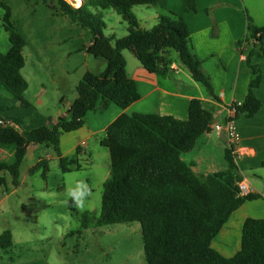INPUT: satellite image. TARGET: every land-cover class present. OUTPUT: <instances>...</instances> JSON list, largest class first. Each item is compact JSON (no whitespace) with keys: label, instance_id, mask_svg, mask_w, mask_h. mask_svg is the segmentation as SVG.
Wrapping results in <instances>:
<instances>
[{"label":"trees","instance_id":"obj_1","mask_svg":"<svg viewBox=\"0 0 264 264\" xmlns=\"http://www.w3.org/2000/svg\"><path fill=\"white\" fill-rule=\"evenodd\" d=\"M58 3L61 13L72 23L89 30L92 41L87 52L106 66L99 74L85 73L76 87L78 97L66 116L50 119L49 125L24 130L25 118L0 115V149L11 154L8 160H0V186L6 185V174L13 186H19L21 167L32 144L53 147L60 157L61 136L83 128L89 112L105 113L112 105L125 110L140 99L137 83L127 73L124 51H132L148 72L161 75L169 71L176 53L194 81L219 101L210 76L192 53L190 31L181 17L166 12L157 17L153 28L141 26L134 10L157 7L156 0H86L80 9L62 0ZM0 8L5 10L3 25L10 43L9 51L0 53V90L22 108H28L31 104L24 94L29 85L22 75L26 41L12 21L6 0H0ZM102 10H114L127 24V35L104 36L106 24L102 16L94 13ZM187 11H197L196 0H187ZM247 22L245 40L254 44L247 62L255 78L244 102L232 105L235 119L242 114L252 117L261 106L256 95L261 71L251 66V58L264 56V26H256L250 17ZM241 44L238 43L239 48ZM13 109L0 106V113ZM211 126V113L199 99L191 100L186 121L159 114L119 116L108 126L100 143L108 149L111 159L100 216L92 219L90 212L82 214L81 228L140 223L147 264H264V219H246L241 248L234 257L226 258L212 247L232 214L260 195L240 194L238 184L243 178L232 145L226 151L227 169L220 172L196 176L182 160L181 154L192 150L199 137L211 131ZM80 153L78 149L75 158L60 157L63 173L82 169ZM36 166L43 168L46 178L49 162L42 159ZM70 207L75 211L73 201ZM16 249L10 230L0 234V253L8 263L16 262Z\"/></svg>","mask_w":264,"mask_h":264},{"label":"rangeland","instance_id":"obj_2","mask_svg":"<svg viewBox=\"0 0 264 264\" xmlns=\"http://www.w3.org/2000/svg\"><path fill=\"white\" fill-rule=\"evenodd\" d=\"M6 3L13 23L26 41L22 75L29 84L24 99L31 106L22 108L18 101L0 90V106L15 108L0 115L23 117L24 130H30L62 117L67 112L68 102L78 97L76 87L85 73L99 74L106 64L88 54L91 33L63 15L58 0H6ZM143 12L134 10L142 26L153 28L154 24L145 19ZM94 13L102 16L106 24L104 36L127 35V24L114 10ZM4 15L5 10L0 8L2 54L10 49ZM174 55L178 60L177 54ZM42 88L46 89L43 95ZM88 154L89 162L81 154L82 169L71 173H63L58 160L52 159L46 178L43 168L35 165L37 160H24L22 189L10 196L8 202L12 206L24 205L28 213L25 216L20 211L16 216L0 213V226L14 230L17 249L13 255L16 262L12 264H42L43 261L49 264H147L140 223L81 228L82 214L90 212L92 219L100 216L103 185L111 171L109 151L97 140L90 141ZM53 155L56 157L53 147L40 146L37 151L40 158ZM72 201L75 211H71ZM4 262L0 264H6Z\"/></svg>","mask_w":264,"mask_h":264},{"label":"crops","instance_id":"obj_3","mask_svg":"<svg viewBox=\"0 0 264 264\" xmlns=\"http://www.w3.org/2000/svg\"><path fill=\"white\" fill-rule=\"evenodd\" d=\"M156 1L157 7H139L137 10L141 12L143 11L140 8L148 10L149 12H143L145 19H150L154 26L157 17L166 12H172L186 22L190 31L192 53L210 76L214 93L219 101L212 98L203 86L195 82L189 70L179 60H175V57L169 71L161 75L148 72L139 61L137 63L132 51H124L127 73L136 81L140 99L125 110L112 105L105 113L89 112L83 128L61 136L60 157L75 158L77 150L80 149L81 153L78 156L80 161H82L81 154H84L87 158L85 160L89 162L90 141L95 139L100 144L108 126L124 113L159 114L186 121L189 117L191 100L199 99L203 107L211 113V124L215 126L225 125L230 107L235 103L244 102L250 83L255 78L247 62V57L254 47L252 41L245 40L247 17H250L256 26L263 27L264 0H196V12L187 11V0ZM239 42L242 43L240 48ZM251 66L261 71V83L256 89L261 106L254 116L242 114L236 119V128L240 136L238 166L242 181L248 188V194H258L260 198L245 202L232 214L213 240L212 247L226 258L234 257L240 250L246 219H264V56H253ZM45 92L46 89L42 88V95ZM73 102H68L67 112ZM67 112L63 116H66ZM46 125H49V122ZM223 132L225 131L212 129L204 133L192 150L181 154L182 160L190 166L196 176H206L227 169L226 151L229 143L226 133ZM102 134L104 136L100 138ZM39 148L40 146L36 144L29 146L26 158L37 160L35 165L42 159L48 162L56 159L59 163L60 157L56 152V157L54 155L48 158L37 157ZM10 157L8 151L0 149V160H8ZM5 177L8 180L6 185L0 186V213H13L16 216L20 211L21 215H27L24 205L12 206L8 202L10 196L20 192L22 182L20 181L19 186L15 187L10 175L6 174ZM10 187H12L11 191ZM6 230L12 232L15 242L14 230L10 226L7 228L0 226V234ZM0 257L8 264L6 257L3 255ZM42 264L49 263L43 261Z\"/></svg>","mask_w":264,"mask_h":264},{"label":"built area","instance_id":"obj_4","mask_svg":"<svg viewBox=\"0 0 264 264\" xmlns=\"http://www.w3.org/2000/svg\"><path fill=\"white\" fill-rule=\"evenodd\" d=\"M67 3L70 7L74 9H80L86 0H62ZM236 109L235 107L231 106L229 109V117L225 125H215L211 126V130L221 131L224 130L227 136V140L229 145L234 147V153L236 154L237 158H239V144H240V136L236 128ZM240 189L241 195L248 194V188L246 184L242 181L238 184Z\"/></svg>","mask_w":264,"mask_h":264},{"label":"water","instance_id":"obj_5","mask_svg":"<svg viewBox=\"0 0 264 264\" xmlns=\"http://www.w3.org/2000/svg\"><path fill=\"white\" fill-rule=\"evenodd\" d=\"M223 134H225V132H223Z\"/></svg>","mask_w":264,"mask_h":264}]
</instances>
